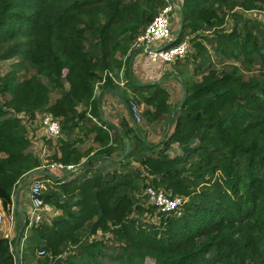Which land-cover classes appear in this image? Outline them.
<instances>
[{
  "label": "trees",
  "instance_id": "trees-1",
  "mask_svg": "<svg viewBox=\"0 0 264 264\" xmlns=\"http://www.w3.org/2000/svg\"><path fill=\"white\" fill-rule=\"evenodd\" d=\"M168 5L0 0V61L18 58L0 76V204L8 216L13 208L16 235L26 219L18 247L16 235L0 237V264H15L21 244L31 255L45 253L38 264H264V24L244 15L263 10L264 0L178 3L182 24L173 45L189 34L195 58L205 51L203 39L216 55L239 62L216 71L207 56L196 67L206 71L199 81L176 77L187 92L182 105L183 98L167 103L161 81L145 85L129 70L139 54L134 42ZM228 17L230 32L223 29ZM210 30L215 44L203 35ZM122 68L133 98L148 107L147 123H168L174 114L165 139L149 142L136 123L119 133L100 118L95 86L106 71ZM117 87L106 78L99 90ZM40 112L61 128L49 162L82 167L63 180L40 174L31 150L27 124ZM80 133L95 134L92 155L78 147ZM174 145L181 153L171 156ZM35 176L49 181L41 198L58 215L30 224L13 199ZM148 187L183 197L181 214L148 205ZM97 234L101 239H92Z\"/></svg>",
  "mask_w": 264,
  "mask_h": 264
},
{
  "label": "built area",
  "instance_id": "built-area-1",
  "mask_svg": "<svg viewBox=\"0 0 264 264\" xmlns=\"http://www.w3.org/2000/svg\"><path fill=\"white\" fill-rule=\"evenodd\" d=\"M174 7L168 5L161 9L159 13L153 18L148 26L142 31L132 46V50L138 51L146 60L152 64H173L176 61L183 60L188 53L189 42L183 41L172 44L175 40L173 31L171 29L172 20L171 14ZM106 78L111 79L116 85H122V69L118 72L104 73L103 80L98 82L95 86V94L98 93L99 88L103 85ZM129 114L134 123H141V109L135 99L129 102ZM40 127L44 131L47 139H57L61 136L60 124L51 115L45 114L41 118ZM40 171L46 170L51 173L68 174L77 168L73 165H64L59 162H49L40 158ZM49 181L33 180L29 186V199L31 204V211L29 215L30 224H38L43 217L53 211L52 207L45 204L41 198L43 192L46 190ZM143 194L147 199V204L155 207L161 213H174L177 216L181 214V206L185 202L183 197L166 195L160 190H155L148 187ZM10 220L13 221V208L11 207ZM4 222L3 214L0 212V225ZM38 256H45L43 251L38 252Z\"/></svg>",
  "mask_w": 264,
  "mask_h": 264
},
{
  "label": "crops",
  "instance_id": "crops-1",
  "mask_svg": "<svg viewBox=\"0 0 264 264\" xmlns=\"http://www.w3.org/2000/svg\"><path fill=\"white\" fill-rule=\"evenodd\" d=\"M172 1L174 2L175 6L178 5V3H181L180 0H172ZM175 32L178 35L179 31L178 32L175 31ZM176 33H173V34L175 35ZM177 35H176V37H177ZM143 61H144V57L142 55L138 54L135 56L133 64H132V69H129L131 76L133 77V79H135L138 82L143 83L145 85L158 84L160 82L159 78L162 75L161 72L165 67H162L161 66L162 64H154V67L146 69L145 66L143 65ZM162 88H164L166 91L168 90L166 87H163V84H162ZM134 89H135V87L134 88H128L125 85L124 68H122V85L121 86L118 85V87L115 89H113V88L102 89L101 88L100 90H98L97 95L101 94L100 104L98 105L100 118L103 119L105 124L110 126L112 129L117 130V132H119V133H122L124 131V129L126 128L125 125L131 127L134 124V122L131 119L130 114H129V102L134 96H137L134 94V91H135ZM171 92H172V90H171ZM182 92H183V90H182ZM138 96H141V94ZM123 97H125V99L128 101L127 103L124 102ZM167 103L171 105L170 101H168ZM140 105H143V104H140ZM92 123L94 125H98V126L100 125L94 118H92ZM166 123H167L166 121H161L158 124H156V123L153 125L151 124V126H144V125H139V126L146 130L147 140L154 141L155 139L158 138V135H160V140L163 139V136L165 134L168 135L169 130H170V126H169V122L167 124ZM87 126L89 127L90 125H87ZM40 130H42V134L44 135V131L41 127H40ZM94 136H95V134L92 133V134H89V136L86 138L82 133H80L79 137L82 140V142H80L79 148L81 149V151L93 149V151L90 153V155H92L95 152V150L98 149V144H96L94 142ZM62 137L64 138V135ZM50 141L52 142V146H50V147L48 144L45 145L41 141L37 142L38 147H39L38 148L39 154L37 155V157L39 159L42 156V151H43V158L45 160H46V157H50L53 154V152H51V151H52V148L56 146L57 140L51 139ZM149 142H151V141H149ZM46 154H47V156H46ZM179 154L180 153H178V155ZM84 160H85V158L82 159V161H84ZM105 164L109 165V162L105 161ZM52 175H54V177L58 178V179H62L63 177H65V174H59L56 172L52 173ZM32 179L33 180H39L37 176H35ZM13 200H16V202H18L16 208H18V210H20L22 214L23 213L27 214L29 217L30 211H31V204H30V199H29V186L21 183L19 185L18 189L16 190L15 194H14ZM1 209H2V207L0 204V210ZM55 214L58 215L57 212ZM22 218L24 219V215L22 216ZM16 224H17V222L15 219L9 225H4V226L0 227V237L8 238L10 240L13 239L16 235V231H15ZM22 247L23 246L21 244L19 260H20L21 264H30L31 262L28 259L31 258L32 255L29 256L30 253L28 251L27 252L22 251V249H23Z\"/></svg>",
  "mask_w": 264,
  "mask_h": 264
},
{
  "label": "rangeland",
  "instance_id": "rangeland-1",
  "mask_svg": "<svg viewBox=\"0 0 264 264\" xmlns=\"http://www.w3.org/2000/svg\"><path fill=\"white\" fill-rule=\"evenodd\" d=\"M179 10H180L179 5H176V7L173 9L172 14H171V20H172L171 29H172L173 33H176L175 31L178 32L180 29L181 15H180ZM244 15L246 18H249V19H252L255 21H259L260 23L264 24V9L244 13ZM223 29L226 32L231 31L232 23H231V20L229 17L226 19V24L223 27ZM176 35H177V33L174 35V37H176ZM203 35H205L204 37H208V38L212 39L213 44H215L213 41L215 34L212 32V30H210L209 32H207ZM185 39L189 42V48H188L189 50H188V53L186 54V56L183 58V60L178 62L179 63L178 66L176 64L161 65L162 67H165V68L162 70V72H161L162 75L160 76L159 80L162 82L163 87H166L168 89L167 90V93H168L167 102L170 101L171 105H174V103L179 102L183 98L182 89H181L182 88V82H181V79H179V78L177 79L176 77L182 76L183 79L191 77L194 80L199 81L201 73H203V72L206 73L205 68L200 69V70H196L197 69L196 67L199 65V63H201L203 58H206L208 56L207 67L212 69V70H216V71H221V70L225 71V70H228L232 65H239V62L231 56L222 57L219 54L216 55V53L214 52V50L212 48V44H209L206 40H203V39H199V42L203 45L205 51L201 52L200 58L199 57L195 58V54L197 53V49L193 47L194 43L191 41L192 36H189V34H187L185 36ZM224 40L225 39H222V41H224ZM16 61H18V58H14L12 60L0 61V76H3L5 73H7L10 70L11 66L14 63H16ZM143 65L145 66L146 69L154 67V64L148 62L146 60V58H144ZM199 72H200V74H199ZM171 74H172V76H171ZM171 90H172V92H171ZM51 97H52V99L55 98V93H52ZM132 99H134V98H132ZM139 107L141 109V119H142L141 123L139 125L151 126V124L152 125L155 124L156 122H152L150 124L147 123L146 119L142 116L143 111L148 109V107H146L145 105H139ZM43 115H45V114L40 112L37 115L35 121H33L31 124H27L28 125V131H29V137L32 141L31 150L34 152V154L36 156L39 154V149H38L39 147H38L37 142L41 141V142H43V144L47 145L48 142H50L49 140H51V139H47L42 134V130H40L41 118ZM156 124H158V123H156ZM159 140H160V135H158V138L155 139L154 141H152V140H148V141L159 142ZM78 147H79V145H78ZM178 153H181V150L176 145H174L171 152H170V155L176 156V155H178ZM46 156H47V154H46ZM46 160L49 161L50 157H46ZM32 181H33V179H29L25 184L27 186H30ZM0 212L3 214V217H4V222L1 224L0 227H2L4 225H9L10 223H12L14 221V220L13 221L10 220V216H8L4 210L1 209ZM55 213H56L55 211H52L51 213L47 214L44 217L46 219H48L47 221H50V219H52L53 217H55L57 215ZM20 219L21 220H19L18 222L21 225L22 218L20 217ZM19 224L17 226H19ZM105 237L109 238L110 236L106 235ZM92 239L100 240L101 239L100 234L93 236ZM38 251L39 250H37L35 252V254L32 256H31V254H29V256H31V258L28 259L31 262L30 264H38L37 261L39 259L44 258L43 256L42 257L38 256ZM106 253H109V251H106Z\"/></svg>",
  "mask_w": 264,
  "mask_h": 264
},
{
  "label": "water",
  "instance_id": "water-1",
  "mask_svg": "<svg viewBox=\"0 0 264 264\" xmlns=\"http://www.w3.org/2000/svg\"><path fill=\"white\" fill-rule=\"evenodd\" d=\"M168 3H169V5H171L172 7H174V8L176 7V6L174 5V2H173L172 0H168ZM181 24H182V21H181ZM179 34H180V32L178 33L177 37L179 36ZM134 58H135V54L132 55L131 58H130V61H129V68H130V69H132V64H133ZM182 90H183V99H182V101H181V105L185 102V99H186V96H187L186 88H185L183 82H182ZM100 96H101V94L98 95V100H97V104H98V105L100 104ZM173 116H174V114L172 115V117H171V119H170V121H169V126H170V124H171V120H172ZM166 135H167V134H165V135L163 136V139L166 138ZM129 151H130V148L128 147L127 151L125 152V155H127V154L129 153ZM125 155H124V156H125ZM81 169H82V167L77 168L76 170L72 171L71 173L66 174L65 177H63L62 179H59V180H63L64 178L69 177V176H71V175L77 173V172L80 171ZM40 174H42V175L48 177L50 181H53V182H54V181H57V180H58V179H56V178L54 177V175H52V173L49 172V171L42 170V171H40ZM13 203H14L15 206L17 207V202H16V200H14ZM25 225H26V219L24 220L22 226L20 227V229H19V231H18V233H17V235H16V238H15V244H14L15 247H18V244H19V241H20L21 235H22V233H23V230H24V228H25ZM14 259H15V264H19V259H18V257H17L16 255H14Z\"/></svg>",
  "mask_w": 264,
  "mask_h": 264
}]
</instances>
